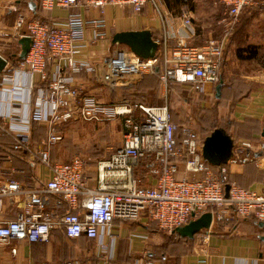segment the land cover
<instances>
[{
  "label": "built area",
  "instance_id": "obj_1",
  "mask_svg": "<svg viewBox=\"0 0 264 264\" xmlns=\"http://www.w3.org/2000/svg\"><path fill=\"white\" fill-rule=\"evenodd\" d=\"M215 2L224 4L227 15L235 22L246 6L259 1ZM261 2L264 5V0ZM149 3L158 6L157 0H41L45 9L58 5L69 10L63 26L52 27L39 19L26 22L21 17L13 32L2 33L6 37L32 39L29 54L15 69L16 73L26 72L31 77V110L28 116L22 117L14 109L1 113L0 118L8 120L9 125L6 128L0 124V134L13 136L15 150L35 152L50 168L51 177L34 187H23L10 180L0 189L1 195L23 197V207L16 218L0 221V244L12 240L48 241L52 232L59 229L69 238L97 240L99 253L110 252L111 258L113 251L105 240L114 239L112 225L116 219L156 223L169 233L207 211L213 214L212 224L237 217L264 222V193L232 181L226 165L215 166L208 162L203 156L205 138L190 125L177 122L167 100L159 105L141 103L134 109L128 104L101 102L95 94L86 93L82 86L75 85L76 73L95 69L90 62L77 58L87 45V26L93 27L95 40L106 37L103 17L87 21L75 8H98L103 13L111 4L130 6L140 13ZM190 11L187 5L183 9L182 17L187 24L192 22ZM227 19H223L225 24L232 26L234 22ZM228 41L226 34L218 39L209 38L202 46L179 39L170 47L165 36L164 49L150 59L137 56L126 47L109 58L104 79L115 83L130 75L158 73L166 87L180 83L205 91L207 84L216 85L221 80ZM55 61L58 62L54 70L48 73V64ZM36 74L41 75L43 86L35 93ZM12 79L9 75L5 82ZM76 119L96 122L120 119L123 122V142L109 157L97 162L94 186L89 185L86 174L87 158L77 155L69 162H55L51 157V146L63 139L59 127ZM34 123L48 129L46 139L38 147L33 146L31 140ZM251 145L249 141L239 143L246 148ZM143 178L154 183L144 184ZM227 184L230 185L228 196ZM12 252L16 253L17 249ZM61 264L91 263L71 258ZM139 264L159 263L142 260ZM195 264H209L208 252L203 247Z\"/></svg>",
  "mask_w": 264,
  "mask_h": 264
},
{
  "label": "crops",
  "instance_id": "obj_2",
  "mask_svg": "<svg viewBox=\"0 0 264 264\" xmlns=\"http://www.w3.org/2000/svg\"><path fill=\"white\" fill-rule=\"evenodd\" d=\"M32 1L0 0V57L7 61L5 70L0 74V114L14 109L22 117L28 116L31 110V77L26 72H15L21 61L19 40L22 36L6 37L2 33L13 32L21 17H24L26 22L43 19L52 27H60L66 22L69 14L68 9L58 5L43 8L41 0H36L37 6L34 8ZM157 1L158 6L149 3L140 13L130 6L111 4L104 8L103 13L98 8H75L87 21L101 17L106 21V37L103 39L95 40L93 27L90 24L87 26V45L77 58L90 62L95 69L76 73L75 85L82 86L86 93L95 94L106 104H128L112 101L117 98L116 91L111 83L104 79L109 58L116 51L126 48L112 42L113 36L118 32L150 30L153 37L160 42L159 51L164 49L165 36H168L170 47L179 39L189 44L201 42L197 21L194 19L191 24H187L182 17L186 6L184 0ZM209 4L212 6L211 0H194L191 15L198 14L197 5L201 9L199 13L209 14L213 9ZM262 10L260 16L264 17V5ZM25 29L26 27L23 31ZM248 46H255L257 50V54L251 58L237 55L240 47L232 50L226 46L221 67L220 81H223V87L220 98L216 97L217 84H207L205 91L193 90L187 84H178L189 93L191 99L187 106H203L210 111V102L217 100V126L225 128L235 141L234 155L226 164L232 181L249 190L264 193V65L259 61V45L250 42ZM250 53L248 49L243 52L245 56ZM16 58L20 60L17 61ZM57 62L48 64V73L54 70ZM9 75L13 79L5 82V77ZM156 75L158 76V73L130 75L120 82L140 76V85L130 91H140L144 101L157 104L162 89ZM106 82L107 85L103 84ZM40 86H43L42 78L40 74H36L35 90L33 89L35 93ZM104 88L108 91L107 100L103 96L106 93ZM121 95L122 90L118 93L119 97H123ZM173 107L172 99L171 110L174 113ZM174 117L177 122L184 123L179 115L174 113ZM81 121L100 124L96 121L76 119L61 124L59 130L64 135L66 127ZM0 124L7 128L9 121L0 118ZM47 135L48 129L45 125L33 124L31 140L34 146L41 145ZM242 141L251 142V147L239 146ZM14 143L15 140L9 133L0 134V189L10 180L19 182L23 187L45 183L51 177L50 168L39 160L35 152L15 150ZM183 169L184 165L181 164V171ZM86 174L89 177V185H96V167L87 166ZM142 182L149 184L154 183V180L143 178ZM22 207L23 197L20 194H0V221L15 219ZM218 222H214L210 229L200 232L201 239L205 240L199 245L195 239L178 238L172 245L165 247L151 225L145 221L116 219L112 225L114 239L107 237L105 240L113 251L111 258L110 252L99 253L97 240L86 237L69 238L63 230L58 229L52 232L48 241L12 240L8 244H0V264H41L44 261L61 264L71 258L91 264H139L142 260L159 264H195L201 247L208 252L209 264H264V223L261 224L263 221L237 217ZM196 236L200 237L199 234ZM14 248L17 249L16 253L12 252Z\"/></svg>",
  "mask_w": 264,
  "mask_h": 264
},
{
  "label": "rangeland",
  "instance_id": "obj_3",
  "mask_svg": "<svg viewBox=\"0 0 264 264\" xmlns=\"http://www.w3.org/2000/svg\"><path fill=\"white\" fill-rule=\"evenodd\" d=\"M246 6L241 12L240 16L235 20L230 18L226 13V8L221 4L211 0L213 9L209 14L199 13L201 11L200 6L197 5V13L192 15V20H196L199 24V33L201 34V42L193 44L202 46L209 38L218 39L228 34L229 41L227 46L232 50L238 47H246L253 42L260 47L259 61L264 65V17L260 16L263 12L262 0ZM211 6V4H209ZM211 6V7H212ZM233 21V25H226L223 19ZM157 76V75H156ZM140 76H133L126 82L111 83L113 89L116 91L117 98L112 101L116 103L128 102L132 108H136L139 104L146 105H159L167 102L172 105V99L174 103L173 111L175 115H179L182 122L190 125L194 128L202 138H206L214 130L217 123H219V113L217 110V100L213 99L210 111L197 105L187 106L189 102V93L184 89V85L181 86L178 83H173L166 87L157 76V82L161 87V97L159 103L151 104L144 101L145 98L142 92H131V88L138 87L141 83ZM107 85L108 83H103ZM113 84V85H112ZM105 94L103 95L107 100L108 91L104 88ZM122 90L123 97H119L118 93ZM114 92V91H113ZM177 92V93H175ZM170 105V108H171ZM175 108V109H174ZM173 113V114H174ZM175 118V117H174ZM226 121V120H224ZM225 123V122H223ZM63 134V133H62ZM123 135V122L120 119L112 121L100 122L96 124L93 122H75L66 129H64L63 139L51 146V153L53 152L52 160L55 162L70 161L73 157L81 155L88 160V166L91 168L96 167L98 161L105 159L111 155V153L122 144ZM34 146V145H33ZM36 149V148H35ZM157 236L161 239V243L168 247L178 240V236L173 232L159 231L153 228ZM203 230L202 232H204ZM202 239L196 237L195 242L197 245L201 243Z\"/></svg>",
  "mask_w": 264,
  "mask_h": 264
},
{
  "label": "water",
  "instance_id": "obj_4",
  "mask_svg": "<svg viewBox=\"0 0 264 264\" xmlns=\"http://www.w3.org/2000/svg\"><path fill=\"white\" fill-rule=\"evenodd\" d=\"M36 8V0L32 1ZM114 44H121L131 52L144 59L155 58L160 48V42L153 37L150 30L124 31L118 32L113 36ZM21 52L19 58L24 60L30 52L32 39L29 36L20 38ZM7 61L0 57V74L5 70ZM159 68H157V71ZM223 81L216 86V97L220 98L222 93ZM235 141L224 129L217 128L208 135L203 144L204 158L215 166L226 165L234 155ZM230 185H226V195H229ZM195 216V214H193ZM213 214L211 211L204 212L198 218L191 220L188 224L178 227L175 233L178 235L194 239L203 230H208L212 225ZM262 222L261 224H263Z\"/></svg>",
  "mask_w": 264,
  "mask_h": 264
},
{
  "label": "trees",
  "instance_id": "obj_5",
  "mask_svg": "<svg viewBox=\"0 0 264 264\" xmlns=\"http://www.w3.org/2000/svg\"><path fill=\"white\" fill-rule=\"evenodd\" d=\"M214 1H216V0H214ZM219 4H221V6H223L224 8L226 7L224 4H222V3H219ZM184 5H187L188 7H189V9L190 10H192V9H194V0H184ZM246 8V7H245ZM244 8V9H245ZM243 9V10H244ZM43 20V19H42ZM43 21H45V20H43ZM246 49H248V51L249 52H251L249 55H247V56H245L244 54H243V52L246 50ZM257 50H256V48H255V46H248V48L246 47H240V48H238V50H237V55H239V56H244V57H246V58H251V57H253V56H255L256 54H257V52H256ZM16 60L18 61V60H20L19 58H16ZM139 113V111L138 110H136L135 112H134V114H138ZM217 128H221V129H224L225 131H226V129L225 128H222V127H218V126H215V128H214V130L215 129H217ZM213 130V131H214ZM212 131V132H213ZM211 132V133H212ZM222 222V221H221ZM218 223H220V222H218ZM149 225H151V228H155L156 230H159V231H163V230H161L157 225H156V223H151V224H149ZM153 231H155L154 229H153ZM173 234L174 235H176V236H178L179 238H185V237H182V236H180V235H178L177 233H175V232H173ZM199 234V236H201L200 234L201 233H198ZM196 237H198V236H195V238L194 239H196ZM186 239H189V238H186ZM193 239V240H194Z\"/></svg>",
  "mask_w": 264,
  "mask_h": 264
}]
</instances>
